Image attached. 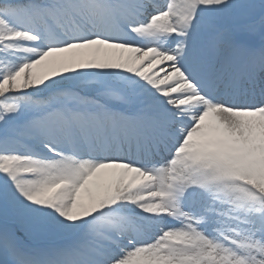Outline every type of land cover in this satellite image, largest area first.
I'll return each instance as SVG.
<instances>
[{
  "label": "snow or ice",
  "instance_id": "obj_1",
  "mask_svg": "<svg viewBox=\"0 0 264 264\" xmlns=\"http://www.w3.org/2000/svg\"><path fill=\"white\" fill-rule=\"evenodd\" d=\"M0 264H264V0H0Z\"/></svg>",
  "mask_w": 264,
  "mask_h": 264
}]
</instances>
